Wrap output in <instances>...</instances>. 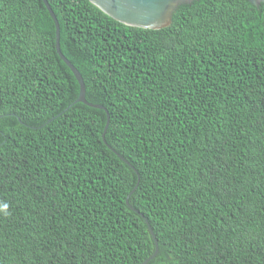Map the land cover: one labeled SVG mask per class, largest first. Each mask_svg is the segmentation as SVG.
<instances>
[{
	"label": "trees",
	"instance_id": "obj_1",
	"mask_svg": "<svg viewBox=\"0 0 264 264\" xmlns=\"http://www.w3.org/2000/svg\"><path fill=\"white\" fill-rule=\"evenodd\" d=\"M48 1L135 169L44 0H0V264H142L141 214L147 264H264V3Z\"/></svg>",
	"mask_w": 264,
	"mask_h": 264
},
{
	"label": "water",
	"instance_id": "obj_2",
	"mask_svg": "<svg viewBox=\"0 0 264 264\" xmlns=\"http://www.w3.org/2000/svg\"><path fill=\"white\" fill-rule=\"evenodd\" d=\"M94 4H96L101 10H103L106 14L110 15L114 19L135 27L141 28H149V29H161L171 25L173 14L176 9L182 4H190L194 0H91ZM253 5L260 7L264 0H249ZM47 9L49 10L51 16L56 22V49L59 56L64 60V62L71 68L73 73L75 74L79 85L80 91L78 98L74 101L83 102L89 106L101 108L106 110L107 112V123L105 126V131L103 133V140L107 144V146L113 150L116 154H118L125 162L131 165L124 157H122L113 147H111L106 139V132L110 124V113L107 108L101 104L91 103L86 98V85L84 78L81 72L76 68V66L64 55L60 47V36L61 29L58 18L53 11L52 7L48 0H44ZM54 117L53 119H55ZM50 119L49 121H51ZM132 166V165H131ZM133 167V166H132ZM134 168V167H133ZM135 169V168H134ZM138 173V172H137ZM139 175V174H138ZM139 182V181H138ZM137 185L135 186L132 193L136 190ZM129 198V197H128ZM132 207V206H131ZM133 208V207H132ZM148 226L150 228V232L155 240L156 250L154 254L146 259L142 264H147L148 261L153 258L158 252V241L154 234V231L148 221V219L141 214Z\"/></svg>",
	"mask_w": 264,
	"mask_h": 264
},
{
	"label": "clouds",
	"instance_id": "obj_3",
	"mask_svg": "<svg viewBox=\"0 0 264 264\" xmlns=\"http://www.w3.org/2000/svg\"><path fill=\"white\" fill-rule=\"evenodd\" d=\"M6 208H7V205L6 204H0V209L6 210Z\"/></svg>",
	"mask_w": 264,
	"mask_h": 264
}]
</instances>
